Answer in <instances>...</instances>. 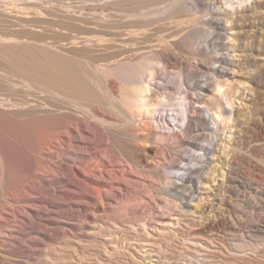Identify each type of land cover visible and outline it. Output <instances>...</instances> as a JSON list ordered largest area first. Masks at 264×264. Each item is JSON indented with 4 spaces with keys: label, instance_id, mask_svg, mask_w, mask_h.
Returning <instances> with one entry per match:
<instances>
[{
    "label": "bare ground",
    "instance_id": "obj_1",
    "mask_svg": "<svg viewBox=\"0 0 264 264\" xmlns=\"http://www.w3.org/2000/svg\"><path fill=\"white\" fill-rule=\"evenodd\" d=\"M47 1L0 0V253L35 262L58 239L78 237L96 222L133 230L149 256L177 235L195 250H264V179L244 167L264 140L250 131L263 130L264 122L250 114L229 124L236 62L224 40L232 29L226 22L257 18L264 0H104V12L112 13L79 16L86 29L56 40L33 23ZM29 7L39 12L32 16ZM190 7L205 11L203 25H189L198 17ZM73 13L62 17L77 19ZM175 17L166 31H154ZM203 30L211 37L202 40ZM237 32L242 44L244 30ZM102 50L101 63L78 55ZM252 58L263 72L264 56ZM164 70L179 79L169 82ZM228 127L236 131L230 139L223 135ZM206 131L213 138L204 144ZM183 150L196 152L193 165ZM117 199L124 206L116 207ZM231 214L240 224L256 216L252 233L235 232ZM220 226L222 235L210 232Z\"/></svg>",
    "mask_w": 264,
    "mask_h": 264
},
{
    "label": "rangeland",
    "instance_id": "obj_2",
    "mask_svg": "<svg viewBox=\"0 0 264 264\" xmlns=\"http://www.w3.org/2000/svg\"><path fill=\"white\" fill-rule=\"evenodd\" d=\"M49 1L44 2L43 7H45V9L43 7L41 9L39 8L40 11L43 9L44 13L41 12L40 16L33 23L39 25V29L41 28V32L44 31L40 33L42 35L44 34V36L48 38L50 37V40L66 38L68 34H77L81 31H84L86 29V26L84 24L85 22H83L82 20L86 15L92 16L99 15L102 12H113L112 10L108 11V9H105L106 11L104 12V7L102 8L104 0ZM164 6L165 3L156 4L151 6V10H156L159 7L163 8ZM31 8L33 10L26 11L31 13V15L33 16L38 11V8L29 7V9ZM35 8L37 11L34 10ZM262 9L264 10V7H262ZM64 10H70L72 11V13L75 12L77 19H73L72 21L64 20L62 17L65 13ZM190 10H192V12H194L195 15H197L198 17H196L197 19L195 18V20L189 25H203L200 18H203L205 11L194 9L192 7H190ZM157 15L158 14H153L152 17H155ZM249 15L251 16L245 17L246 19L241 20L240 24L233 23L232 25L231 22H226L229 27L232 26V29H229L230 35H228L224 40L226 42H230V44H232V46L234 47L235 50H232V54L230 55V57L234 58V61L236 62L235 69L230 70L234 74L233 88H235V93L234 112L232 118L229 119V124H232L234 118L244 120L248 115L249 117H251L252 115L250 114L255 115L256 118L259 119V122L262 120V123L264 122V67L262 68L263 72L254 69L256 67V63L253 62L255 58H252V56L257 55L258 53L264 56V11L260 16L258 15L257 18L256 16L254 17L255 14H253V16L252 14ZM79 16H82L83 19L82 17L78 18ZM78 19H81V21ZM176 19L178 18L175 17L170 19H162L160 22L153 25L154 31H166L168 28L167 26H171L170 24L174 25ZM64 21H66V23ZM83 27H85L84 30ZM184 27L186 28L185 25ZM242 29L244 30V42L242 44H238V41H236L235 37L239 35V32L237 31H240ZM29 35H31V33H29ZM33 36H36V33ZM207 37L211 36L208 32L203 30V35L201 36V39L204 40ZM103 53L105 54V51L103 50L96 51L95 53L80 51L78 55L79 57L81 56V60H83L84 62L92 61L93 63H101L107 58V56ZM181 54L183 57L185 56L184 58L189 57L193 61L196 60V57L188 53L187 51ZM199 59L202 58L199 57L197 60ZM208 65L211 66V64ZM164 72V77L167 78L169 82L173 83L175 80L179 79V76L177 74H171L167 70H164ZM197 74V77H199V79L201 80L207 77L202 74V72H198ZM250 74L255 77L251 78ZM252 79L254 81H252ZM2 88H5V86H3ZM183 89H185V87H183ZM253 97H257L256 102L258 103V106L256 105V107L250 105L252 102L250 98ZM253 110H256V112H254ZM182 116L184 117L185 115ZM185 119L184 122H182L184 124L180 123L183 127L185 126V122L187 121ZM182 126H176L174 130L180 131ZM130 127H133V125H131ZM260 131L251 129L250 133L253 135H257L259 133L258 136H260V138H263L264 129ZM233 132H236L234 131V128L231 130L228 127L223 135H227L228 139H230L232 138ZM206 133H208V136L202 137L200 139V141L202 140L201 142H203L204 144L207 143L204 138H213V136L210 135L209 131H206ZM262 143L263 144H260L256 149V154L250 156V160L249 158L245 160L246 162L244 163V167L247 173H250L254 177H260L264 179V140H262ZM146 146L150 150V152L154 151L153 148H151L150 144H147ZM223 148V145L217 146V156H219V154L223 152ZM135 151L136 154H140V151ZM182 152L183 155L187 157L186 161L189 164L193 165L195 161H193L192 156L196 154V152L188 150H183ZM184 163H186L185 160L180 161V165H184ZM217 163L220 165V162L218 160L212 163L209 169L210 172L213 171V168ZM216 173H218V171ZM219 178L221 179L217 180L216 185H213L214 187L217 186V183H219V181H223L222 176H220ZM214 187L205 191L200 189L199 192L196 194L198 197L195 196V198H199L204 194V196H206L208 195V193L212 194L214 192ZM133 188L137 189V187ZM117 200L118 202L115 203L116 207L124 206L119 199ZM135 204L138 205L140 204V202L136 201ZM263 204L264 202H259V205ZM143 210L146 211L145 220H149L151 215L148 212V207H145ZM254 214L255 213L252 212L250 213V215L252 216ZM230 217L234 225V231L244 236L251 234L255 227L254 225H256L258 222L256 216L254 217L255 221L252 219L250 221H245L243 224L239 223V220L236 216H233L231 214ZM135 218L136 217H133L132 219H140ZM100 223L101 225L97 224V222L93 223V226L87 232L84 233L83 231H81V235H79L78 237H71L69 239L63 240L58 239L55 244L46 247L44 251L45 253L40 256L37 260H35V262H30L27 260L24 264H264V250L258 253L250 252L249 254H240L238 256L235 254L233 255V252L229 248L226 249L227 247L221 248L222 250L218 247L216 248V246L215 248L202 247L199 250H195L192 247L191 243H188V241L184 240L188 238H185L183 235H177V237H167V239H164V242L162 241V246L155 245L151 248L155 251V255L149 256L146 254L147 250H149V248L145 246L146 244L141 246L138 245L140 243V240L138 238L142 236H136V233H134L133 230H125L123 229V227L117 226L115 223H108V225L106 224L105 227L103 225V222ZM202 225L204 224H197L198 227ZM222 228L223 227L221 226L216 227L210 232L215 233L217 235H222L224 233ZM153 229L154 228H150V230ZM207 229L208 231L210 230V228ZM190 252L196 253V255H193ZM188 253H190L192 256ZM21 258L24 260V258L20 256L18 252H12L9 254L0 253V264H23V261L20 260ZM192 258H194L192 262L187 261V259L189 260Z\"/></svg>",
    "mask_w": 264,
    "mask_h": 264
}]
</instances>
